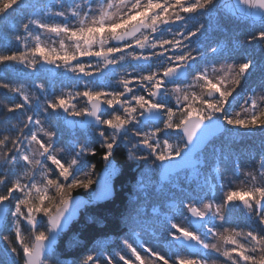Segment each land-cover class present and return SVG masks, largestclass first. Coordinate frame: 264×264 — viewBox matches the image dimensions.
<instances>
[{
  "label": "snow or ice",
  "instance_id": "6c2138e0",
  "mask_svg": "<svg viewBox=\"0 0 264 264\" xmlns=\"http://www.w3.org/2000/svg\"><path fill=\"white\" fill-rule=\"evenodd\" d=\"M218 3L0 0V69L47 72L71 81L69 92L57 94L52 84L36 82L29 93L0 79V90L11 94L0 99V245L8 244L0 247V264H47L52 243L81 205L73 190L88 192L96 182L95 164L76 174L87 158L99 157L110 166L123 145L129 159L150 161L149 170L190 168L195 179L202 166L195 154L209 130L264 131V95L244 100L243 117L229 111L253 67L251 59L225 63L221 72L227 69L228 75L219 79L209 74V67L216 71L214 65L196 66L221 50L198 51L194 38L204 24L191 28L189 22ZM248 9L260 10L261 30L234 44L264 46V0H237L238 15L248 16ZM45 39L59 42V49ZM233 74L239 79L233 80ZM80 100L83 108L77 107ZM62 125L82 128L87 135L64 140ZM65 153L71 158L65 159ZM235 167L245 177V189H226L228 177L217 166L215 183L205 179L206 188L179 202L188 226L156 208L149 215L134 207L123 217L132 231L163 226L167 243L175 249L172 255L125 237L122 244L130 256L94 247L72 264H264V155L251 170L241 169L239 162ZM139 187L144 189L143 181ZM217 189L220 199L213 194ZM110 194L106 179V189L96 199ZM240 205L243 224L233 220ZM45 218L47 228L41 230ZM22 222L32 231L31 242L23 238ZM13 231L15 242L10 239Z\"/></svg>",
  "mask_w": 264,
  "mask_h": 264
},
{
  "label": "trees",
  "instance_id": "16d2710c",
  "mask_svg": "<svg viewBox=\"0 0 264 264\" xmlns=\"http://www.w3.org/2000/svg\"><path fill=\"white\" fill-rule=\"evenodd\" d=\"M64 2L68 4L71 0H64ZM14 16L19 18V12L15 13ZM200 23L204 24V28L197 40L194 41V46L198 45V51H206L209 47H219L221 51L215 56L205 57L203 61H197L196 66L200 65L203 67L209 63L217 66L224 62H234L238 65L251 59L253 67L243 78L239 90L248 86L256 88L264 83V46H261L258 42L243 45L242 47H236L234 44V41H243L249 35L261 30L262 24L232 17L222 9L220 0L212 11L201 12L193 17L192 21L189 22V27L195 28ZM52 46L58 49L56 45ZM0 79L14 86H22L29 93L33 91L36 82L45 83L46 86L54 85V90L57 94L69 92L71 85V81L63 77L53 78L47 73L32 75L27 74L25 70L4 71L0 69ZM10 95V93L0 90V99ZM15 99L19 98L16 97ZM13 102L15 101L13 100ZM84 105L85 102L83 100L77 102L79 108ZM229 111L233 112V101L230 102ZM61 127L64 140L70 139L75 135L81 139L86 137L84 129L76 128L75 132H70L72 131L71 127L63 125ZM231 130L228 129L226 132L228 133ZM90 140L94 141L95 137H91ZM212 141L201 154L203 155L200 158L202 166L199 168L197 178L193 179L192 170L189 169L171 175L163 183L160 182L157 171L155 173H147L145 172L144 164H137L134 160L129 159L121 145L112 160L116 169L111 180L115 189L114 197L106 202H90L86 205L78 219L73 221L69 228L59 236L57 245L48 254L47 264H56L57 260L63 261L64 264H72L74 259L79 261L83 255L87 254L88 250L98 246L106 254L108 252L127 250L124 248L122 240L127 237L131 242L135 241V233L141 230H130L123 222L124 216L131 212L134 207L146 209L149 215H151L152 209L156 208L169 216H174L178 209L174 205H179L180 208L182 206L179 204L181 200L197 195L202 187L206 188L203 183L205 179L215 183L217 166H219V171L225 174L230 171L232 175L238 178L236 179L238 181L236 184L246 188L247 185L242 183L245 179L244 175L236 170L235 164L239 162L243 170H251L258 166L260 156L264 155V131L258 129L253 130L251 133L246 132V130L244 132L238 131L236 136L221 135L218 138L215 137ZM83 163L84 165L95 164V172L98 174L105 167V162L99 157L87 158ZM140 180H153L154 183L153 185L145 184L142 190L139 187ZM230 186L233 187L234 185L227 183L225 188H230ZM93 187L94 184L88 192L73 190V195L82 194L89 196ZM240 187L237 186V189ZM213 194L217 199L222 196L219 189ZM242 207L240 205L233 212V220L236 223L243 224L244 222ZM186 222L188 223V218ZM157 227L165 230L161 225H156L154 228L156 229ZM46 228L45 218L41 230ZM26 233H28V236L25 237V240L31 242V230H25ZM152 237H158L163 240V242L159 241L158 243L150 242L151 247L154 249H159L167 255H172V252L175 251V249L170 248L164 236L150 233L147 239ZM211 255L217 256V254L213 253ZM174 259L175 257H173ZM217 259L222 261L223 257L219 256Z\"/></svg>",
  "mask_w": 264,
  "mask_h": 264
},
{
  "label": "rangeland",
  "instance_id": "374dc122",
  "mask_svg": "<svg viewBox=\"0 0 264 264\" xmlns=\"http://www.w3.org/2000/svg\"><path fill=\"white\" fill-rule=\"evenodd\" d=\"M221 1V0H220ZM194 41H196L195 40V38H194ZM44 43L45 44H47L48 46H52V45H56L57 47H58V49H59V42H56L55 44H52V41L51 40H47V39H45L44 40ZM219 48V47H218ZM225 63H227V62H224V63H220L219 65H217V66H215V69H216V71L215 72H213L212 71V68L211 67H209V70H210V75H213L216 79H219V78H221V76H227L228 75V71H227V69H225L223 72H221V67L225 64ZM231 63H233V62H230V63H227V64H231ZM238 71V70H237ZM44 73H47V72H44ZM49 76H51L49 73H47ZM235 79H239V77L238 76H236L235 74H233V80H235ZM232 87H235V84H232L231 85ZM197 91H199V90H197ZM238 93L237 94H235L234 93V95H236V97H235V99L234 100H232L233 101V112H232V114L233 115H235L236 113H239L242 117L243 116H245L246 115V113L244 112V107H247V105H244V100L246 99V98H252V99H257V100H259V98L262 96V95H264V83L263 84H260V86L259 87H256V88H252V87H245V89H244V87L243 88H241L240 90H239V88H238ZM68 92V91H67ZM66 92V93H67ZM231 99V98H230ZM244 106V107H241V106ZM85 106V105H84ZM83 106V107H84ZM77 107H79V106H77ZM82 107V108H83ZM261 111H264V109H260ZM250 111V110H249ZM178 118V117H177ZM238 131H242V132H244L245 130H237V129H232L230 132H222L221 134H219V135H217L216 137L218 138L219 136H221V135H227V136H236V135H238ZM70 132H74V131H70ZM71 135H72V133H70ZM85 134H86V132H85ZM87 135V134H86ZM75 136H77V135H75ZM213 142V141H212ZM211 142V143H212ZM203 156V155H202ZM64 157H65V159H70L71 158V156H70V154H68V153H65L64 154ZM143 162V164H144V166H145V172H147V173H155V171H157L158 172V170L159 169H157V168H155V167H153V168H151V170H149L148 169V166H149V164H150V161H142ZM90 165H84V163L83 162H81L80 163V165L76 168V174H81L83 171H85L86 169H87V167H89ZM104 168H106L107 169V174H106V178L105 179H107V182H109V181H111L112 180V178H113V176H114V174H115V172L113 173V171H112V169L113 168H115L114 167V165L112 164V165H110V166H106L105 165V167ZM244 170H249V169H244ZM96 173V172H95ZM97 175H96V177H95V180H96V182L94 183V185L97 183V181H98V178H99V175L100 174H98V173H96ZM226 175H227V177H228V181H227V183H230V184H233L234 186L232 187V186H230V188H235V189H237V186L238 187H240L241 185H237L236 184V182H238V181H236V179H238L236 176H234V175H232V173L229 171V173H226ZM242 177V176H241ZM245 178V177H244ZM141 181H143V183H144V185L145 184H147V185H153V180H140V182ZM226 183V184H227ZM140 185V184H139ZM236 186V187H235ZM229 187V186H228ZM239 189H245L244 187H240ZM75 190V189H74ZM92 191V190H91ZM91 194V193H90ZM177 212L174 214V218H175V220H176V222L177 223H180V224H182V225H184V226H188V223L186 222V219H187V213H186V210H184L183 209V207L181 206L180 208H178L177 210H176ZM46 225H47V221H46ZM3 228V225H2V227L0 228V229H2ZM25 230H31L28 226H27V224L25 223V222H22L21 223V231H22V234H23V238H24V240H25V237L26 236H28V233H26L25 234ZM150 233H154V234H156L157 236H160V235H162V236H164L165 237V230H162V229H160V228H154V229H152V230H148V231H146V230H141V231H139V232H136L135 233V235H136V237L134 238V240L135 241H132L134 244H137L138 242H145L147 245H149V246H151V243L150 242H154V243H158L159 241L160 242H163V240L162 239H160V238H158V237H152L151 239H147V236H148V234H150ZM6 235H9L8 233H6ZM31 236H32V231H31ZM13 239V242H15V233H14V231L13 232H11L10 233V239ZM11 239V240H12ZM25 242H27V240H25ZM168 245V244H167ZM165 246V245H164ZM163 246V247H164ZM0 247H3V248H7L8 247V244L7 243H4L3 245H0ZM166 247V246H165ZM98 248H99V246H98ZM137 250H138V252L142 255V256H146L147 254L146 253H143V250L141 249V248H137ZM157 251H161V250H159V249H157ZM124 253H126L127 255H129L130 256V253H127V250H124L123 251ZM163 252V251H162ZM4 253L2 252V251H0V255L2 256ZM22 254V253H21ZM212 254V253H211ZM213 254H216V253H213ZM132 259L134 260V257H132ZM20 264H22V262H20ZM121 264H122V262H121Z\"/></svg>",
  "mask_w": 264,
  "mask_h": 264
},
{
  "label": "water",
  "instance_id": "95a60500",
  "mask_svg": "<svg viewBox=\"0 0 264 264\" xmlns=\"http://www.w3.org/2000/svg\"><path fill=\"white\" fill-rule=\"evenodd\" d=\"M237 0H221V7L222 9L231 15L232 17L239 19V20H248L251 23H259L261 24V16L259 15L260 10L259 9H248L247 11L249 12L248 16H240L236 13L235 8H236ZM82 129V128H79ZM223 131L220 129H216L213 133L211 130L208 132V137L206 138L205 142L200 145V147L197 149V152L195 155L198 153L202 152L205 150V148L210 144V142L219 134H221ZM190 168H178L175 170H172L170 173H166L164 170L159 169L158 177L160 182H165L171 175H174L176 173H179L183 170H187ZM106 174H107V169L103 168L101 170L99 178L97 183L94 185L91 194L89 196H85L82 194H75L74 200L81 201V205L79 208L75 210V213L70 216V218L67 219V223L63 226L62 230L59 231L55 241L51 245V250L50 252L54 249V247L58 243V238L59 236L65 232L69 226L72 224L73 221L78 219L81 211L85 208L86 205H88L90 202H106L110 200L112 197H114V185L111 181L107 182V187L111 189V194L103 199H96L97 196H99L101 193H103L106 189ZM189 219V218H188ZM3 225V210L0 209V228ZM48 252L47 255L50 253ZM43 259V257H42Z\"/></svg>",
  "mask_w": 264,
  "mask_h": 264
},
{
  "label": "flooded vegetation",
  "instance_id": "af4514ba",
  "mask_svg": "<svg viewBox=\"0 0 264 264\" xmlns=\"http://www.w3.org/2000/svg\"><path fill=\"white\" fill-rule=\"evenodd\" d=\"M197 38H198V37H196L195 40H197ZM71 129H72V131L75 132V129H76V128H71ZM172 143L175 145L176 141L173 140ZM122 146H123V145H122ZM123 148L125 149V151H126V155L128 156V154H127V149H126L124 146H123ZM204 151H205V150H204ZM204 151H203V152H204ZM201 154H202V152L198 153L197 156H198L199 158H201V156H202ZM134 161H135L137 164H139V163H140V164H143V162L140 161V160H134Z\"/></svg>",
  "mask_w": 264,
  "mask_h": 264
}]
</instances>
